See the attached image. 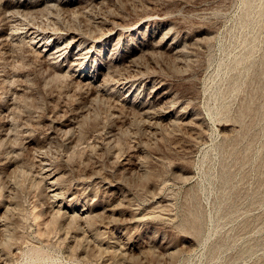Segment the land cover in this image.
I'll return each instance as SVG.
<instances>
[{"label":"rangeland","instance_id":"obj_1","mask_svg":"<svg viewBox=\"0 0 264 264\" xmlns=\"http://www.w3.org/2000/svg\"><path fill=\"white\" fill-rule=\"evenodd\" d=\"M0 264H264V0H0Z\"/></svg>","mask_w":264,"mask_h":264},{"label":"bare ground","instance_id":"obj_2","mask_svg":"<svg viewBox=\"0 0 264 264\" xmlns=\"http://www.w3.org/2000/svg\"><path fill=\"white\" fill-rule=\"evenodd\" d=\"M76 38H78V37H76ZM80 39H81V38H80ZM56 51H57V50H56ZM56 51H55V52H56ZM53 52H54V51H53ZM56 53H57V52H56ZM54 54H55V53H54Z\"/></svg>","mask_w":264,"mask_h":264}]
</instances>
